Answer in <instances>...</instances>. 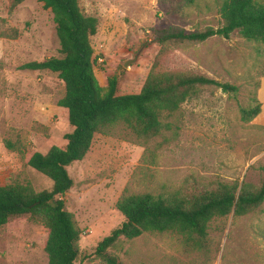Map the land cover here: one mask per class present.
<instances>
[{"label": "rangeland", "instance_id": "374dc122", "mask_svg": "<svg viewBox=\"0 0 264 264\" xmlns=\"http://www.w3.org/2000/svg\"><path fill=\"white\" fill-rule=\"evenodd\" d=\"M264 2V0H260ZM222 0H79L82 12L98 19L90 38L94 74L103 88L118 78L117 95L136 94L160 46L155 30L201 31L221 25ZM0 0V185L30 184L49 190L51 182L27 165L34 152L63 147L71 131L67 113L58 107L64 93L55 73L29 71L24 64L57 55L55 25L38 0H23L13 10ZM12 30L17 32V37ZM141 50L127 68L123 65ZM159 71L204 75L238 88L236 97L206 90L184 103L172 119L170 138L153 164L144 148L95 135L83 160L67 172L72 186L62 197L80 231L76 264H103L95 256L99 241L123 221L115 204L125 188L134 193H172L182 188H215L217 184L258 187L263 181L264 123L258 115L245 123L240 109L251 104L264 77V47L233 33L203 43L166 48ZM264 116V113H262ZM20 150L10 151L4 140ZM212 252L205 260L186 254L174 235L143 234L124 241L117 252L121 264H264V202L246 216L230 215L221 232H211ZM46 231L22 216L0 226V264H47Z\"/></svg>", "mask_w": 264, "mask_h": 264}, {"label": "trees", "instance_id": "16d2710c", "mask_svg": "<svg viewBox=\"0 0 264 264\" xmlns=\"http://www.w3.org/2000/svg\"><path fill=\"white\" fill-rule=\"evenodd\" d=\"M13 10L23 0H8ZM50 11L59 48L57 55L42 62L24 64L29 71L55 73L64 93L58 107L67 113L71 131L63 147H52L45 154L34 152L27 165L51 182L49 190L36 192L30 184L13 182L0 185V226L22 216L46 231L44 252L47 264H76L80 231L72 214L64 208L62 197L72 186L67 167L84 159L95 135L111 137L144 148V159L153 164L157 152L169 143L172 119L181 106L206 90H220L236 97L238 88L204 75L159 71L158 62L166 48L179 44L203 43L213 37L229 39L237 33L242 39L264 47V2L260 0H222L218 7L221 25L201 31L165 28L155 30L153 40L160 50L139 93L117 95L118 78L111 76L101 87L94 74L95 57L90 38L98 29V19L85 15L79 0H38ZM191 1V0H189ZM16 38L17 32L12 30ZM260 85H258V88ZM257 93L251 104L240 109L242 122L261 113ZM10 151L20 150L4 140ZM263 181L258 186L217 184L215 188H182L172 193L152 191L134 193L125 188L116 201L122 223L98 242L95 256L103 264H121L117 252L124 241L143 234L176 236L186 254L205 260L212 252L211 232H221L226 219L243 217L264 202Z\"/></svg>", "mask_w": 264, "mask_h": 264}, {"label": "crops", "instance_id": "0c3cea01", "mask_svg": "<svg viewBox=\"0 0 264 264\" xmlns=\"http://www.w3.org/2000/svg\"><path fill=\"white\" fill-rule=\"evenodd\" d=\"M258 99L262 103L261 112L264 113V77L262 78L260 82V87L257 92ZM261 113V117L259 118V123H264V116ZM260 115V114H259Z\"/></svg>", "mask_w": 264, "mask_h": 264}, {"label": "water", "instance_id": "95a60500", "mask_svg": "<svg viewBox=\"0 0 264 264\" xmlns=\"http://www.w3.org/2000/svg\"><path fill=\"white\" fill-rule=\"evenodd\" d=\"M140 52H141V50H139V51L133 56V58H132L131 60L126 61V62L124 63V65H123V67H124V68H127L131 63H133V62L136 60V58L138 57V55L140 54Z\"/></svg>", "mask_w": 264, "mask_h": 264}]
</instances>
